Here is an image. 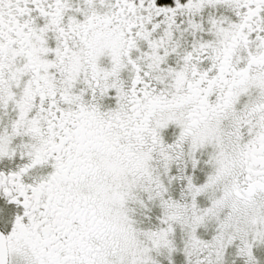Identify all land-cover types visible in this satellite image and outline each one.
<instances>
[{
	"label": "snow or ice",
	"instance_id": "obj_1",
	"mask_svg": "<svg viewBox=\"0 0 264 264\" xmlns=\"http://www.w3.org/2000/svg\"><path fill=\"white\" fill-rule=\"evenodd\" d=\"M0 264H264V0H0Z\"/></svg>",
	"mask_w": 264,
	"mask_h": 264
}]
</instances>
